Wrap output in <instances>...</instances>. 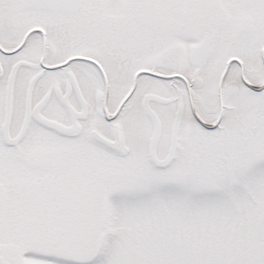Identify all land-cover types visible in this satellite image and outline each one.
<instances>
[{
  "label": "snow or ice",
  "instance_id": "snow-or-ice-1",
  "mask_svg": "<svg viewBox=\"0 0 264 264\" xmlns=\"http://www.w3.org/2000/svg\"><path fill=\"white\" fill-rule=\"evenodd\" d=\"M0 264H264V0H0Z\"/></svg>",
  "mask_w": 264,
  "mask_h": 264
}]
</instances>
